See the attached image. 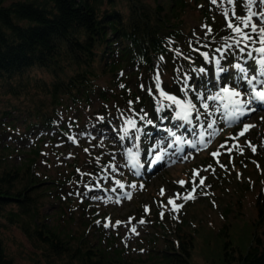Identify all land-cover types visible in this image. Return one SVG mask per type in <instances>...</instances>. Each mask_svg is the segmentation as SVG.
Wrapping results in <instances>:
<instances>
[{"label": "trees", "instance_id": "obj_1", "mask_svg": "<svg viewBox=\"0 0 264 264\" xmlns=\"http://www.w3.org/2000/svg\"><path fill=\"white\" fill-rule=\"evenodd\" d=\"M5 2L0 0V88L16 99L30 94L29 100L34 104L27 108L31 117L27 129L43 126L51 131L49 137L69 132V114L63 117L62 108L88 104L95 97L103 100L113 97L120 70L132 67L131 75L125 73L132 79L143 69L154 73L161 62L170 61L174 69L182 68L183 64L192 69L205 62L202 51L220 55L215 51L217 43L231 38V30L226 29L228 22L235 23L237 16L246 19L247 15L245 0L243 4L240 0H231V3L228 0L215 3L213 0ZM203 23L205 30L201 27ZM224 55L223 62L230 63L229 66L240 57L230 51ZM148 80L147 83L152 82L151 77ZM162 86L166 90L172 88L170 84L166 87L162 83ZM148 96L136 95V98L142 100L146 109L150 105L146 113L153 114L154 119L156 105ZM11 113V109H5L0 120L9 114L12 117ZM3 132L0 127V220L21 229L38 251L37 261L48 264H264V158L256 166L246 155L236 156L233 166L228 167L235 172V178L222 173L220 180H205L199 185L202 200H187L184 209L187 215L177 221L167 215L158 217L160 229L153 235L151 251L133 256L111 251L99 239H93L95 213L82 216L79 230L69 229L70 222L60 221L63 209L57 212V222L52 221L49 200L60 198L56 191L63 185V179L33 169L43 152V146L38 143L23 161L13 160L5 150L8 145L1 143ZM152 132L148 129L147 136ZM227 139L223 137L220 143ZM94 158L99 168L108 161L98 154ZM205 159L217 164L210 153ZM235 165L240 167V174ZM201 203L210 208L212 203L217 205L219 211L213 223L201 216L198 209ZM59 206L63 207L61 203ZM196 255H201L202 260L196 259ZM0 264H15L1 237Z\"/></svg>", "mask_w": 264, "mask_h": 264}, {"label": "rangeland", "instance_id": "obj_2", "mask_svg": "<svg viewBox=\"0 0 264 264\" xmlns=\"http://www.w3.org/2000/svg\"><path fill=\"white\" fill-rule=\"evenodd\" d=\"M12 1L14 0H6L5 3L10 4ZM245 2L246 19L249 18V12L264 11V2L253 4L251 8L248 7V0ZM251 19L255 21L256 17ZM260 26L264 25L258 24ZM201 27L202 30L206 29L204 23ZM229 45L232 47H228ZM215 51L220 55H209L202 51V56L207 53L208 59L204 58L203 65L192 66V69L185 64L180 69H174L171 62L166 61L161 62L154 73L143 69L132 79L125 76L132 67L120 70L119 80L115 84L117 92L112 93L113 97L108 100L95 97L91 103L61 109L63 117L69 114V132H61L55 137H49L51 131L43 126L27 129L31 118L27 108L34 104L29 100L30 94L16 99L4 94L0 88V117H3L5 109L12 111V117L9 114L0 120L3 123L0 127L5 131L1 143L8 145L5 150L12 155L13 160L21 162L26 153L38 143L43 146V152L33 169L36 172L52 173L63 179V185L56 191L60 198L49 200L48 211L52 214V221L57 222V212L63 209L64 216L60 217V221L70 222V226H67L69 229H78L82 216L95 213L97 219L94 240L99 239L109 250H119L123 252L121 254L145 255L151 251L153 235L160 229L157 218L161 217V212L164 213L163 218L167 215L172 221H177L187 215L184 210L187 200H202L199 193L201 179L204 182L210 179L220 180L222 173L235 178V172L232 173L228 167L233 166L236 156L246 155L258 166L259 159L264 158V106H257L253 102L250 107L255 110L230 125L226 121L222 104L206 99L225 86L238 88L242 93H245V88L249 90L245 81L236 83L239 74L233 66L241 63L245 67H254V62L244 64L246 56H240L233 38H224L218 42ZM227 51L236 52L240 56L231 66L230 63L223 62ZM217 59L221 62L219 67L227 71H219L215 63ZM200 68L204 71L200 72ZM149 77L151 83H147ZM157 78L159 87H156ZM185 78L189 86L203 94L204 102L209 104L207 112L202 108L200 100L196 99L195 92L189 91L188 96H184ZM257 79L264 80V77L257 76ZM100 83L106 86L104 82ZM162 83L166 87L168 84L172 85L169 88L171 90L164 89ZM261 87L258 84L257 88ZM162 92L175 96L178 100H192L200 112L199 120L192 110L191 123L176 119L179 108L162 96ZM136 95L144 98H149L150 95L156 109L159 107L162 111L156 110L157 117L154 119L153 114L148 116L146 111L151 108L150 105L147 106L148 109L143 107L142 100L138 101ZM152 99H149V103H152ZM60 119L62 120L61 113ZM61 120L57 122L56 128ZM213 121V128L209 129L207 124ZM180 124L183 127H178ZM244 124L250 128L245 135L240 136ZM150 128L153 132L151 136H147ZM173 132L176 133L175 137L170 135ZM39 136L42 138L38 139ZM223 137L229 139L220 143ZM251 146H255V153ZM208 153L217 164L207 162L205 156ZM95 154L108 159L107 163L99 168ZM156 155L161 156V161L157 164L150 163ZM234 169L240 174L239 166L235 165ZM262 184L264 185V180ZM189 193L194 198L185 200L184 197ZM169 199L176 205H182L179 211H173V206L168 204ZM136 202L142 208H138ZM59 203L63 205L62 208ZM212 204L213 208L203 203L198 206L201 216L211 219L209 223L217 219L219 211L216 209L217 205ZM105 223L109 225L108 228L103 227ZM0 237L15 264H48L42 260L37 261L38 251L16 225L0 220ZM195 258L202 260L201 255H196Z\"/></svg>", "mask_w": 264, "mask_h": 264}, {"label": "snow or ice", "instance_id": "obj_3", "mask_svg": "<svg viewBox=\"0 0 264 264\" xmlns=\"http://www.w3.org/2000/svg\"><path fill=\"white\" fill-rule=\"evenodd\" d=\"M215 2L216 0H213V3ZM228 2L231 3V0H228ZM260 2H264V0H248V7L251 8L253 4L258 5ZM240 3L243 4L244 0H240ZM224 15H228L227 10L224 11ZM251 17H256V20L253 21ZM258 24L264 25V11L249 12L248 19H242L241 17L237 16L235 17V23L230 20L226 25V29L231 30V38H233L234 46L238 49L240 56H246L244 64L246 65L248 61L254 62V67H245L241 63H236L233 66L239 74L236 78V83L239 84L241 80L245 81L249 86V91L247 93H242L238 88L225 86L220 88V90L214 95H208L206 97L207 100L219 102L220 104H222L226 121L230 125L239 122L242 117L249 114L251 111H254L255 109L250 107L253 102L264 103V80L257 79V76L264 77V26L258 27ZM245 29H247V31H245ZM228 47H232V45H229ZM217 51L219 52L220 49H217ZM203 55L205 59H208L207 53H204ZM215 63L218 66L219 71H227V69L219 67L221 63L219 59H217ZM199 71L203 72L204 69L200 68ZM257 84L262 85V87L258 89L256 87ZM121 87H123V85H121ZM156 87H159L158 78ZM183 91L185 97L188 96L189 91L195 92L196 99L200 100L202 108L205 110V112H207V110L209 109V104L204 102L205 98L202 93L196 91L195 88L188 85L187 78H185L184 81ZM161 95L165 96L167 100L172 101L179 108V111H176V119L181 120L185 123H191L190 110H192L196 112L195 118L199 120L200 112L196 108V105L192 100H178L175 96L167 95L163 92L161 93ZM156 110L159 112L162 111V108L158 107ZM217 111H219V108H217ZM100 119L103 120V117H101ZM129 123H131V121H129ZM148 123L151 124V121H148ZM214 123L215 122L213 121L212 123L207 124V127L209 129H212ZM178 127H183V124L178 125ZM249 128V125L244 124L243 129L239 135H245V132ZM170 135L175 137L176 133L173 132L170 133ZM176 139H179V137H176ZM251 150L255 153V146H251ZM213 155H216V153H213ZM160 161L161 156L156 155L155 159L150 161V163L157 164ZM117 183L119 184V181H117ZM199 183L203 185L204 180L201 179ZM120 187H123V185H120ZM132 187H135V185H133ZM194 190L195 189H193V191ZM190 197L194 198L191 196V193H189L184 197V199L187 200ZM168 204L173 206V211H179L180 207H182V205H176L172 199L168 200ZM160 215L161 218H163L164 213L161 212ZM141 223H143V221H141ZM97 224H100V222L97 221ZM103 227L108 228L109 225L105 223ZM133 231H135V229H133Z\"/></svg>", "mask_w": 264, "mask_h": 264}, {"label": "bare ground", "instance_id": "obj_4", "mask_svg": "<svg viewBox=\"0 0 264 264\" xmlns=\"http://www.w3.org/2000/svg\"><path fill=\"white\" fill-rule=\"evenodd\" d=\"M258 86V84L256 85V87ZM244 89V88H243ZM249 90H248V88H245V93H247ZM258 104H262V103H258Z\"/></svg>", "mask_w": 264, "mask_h": 264}]
</instances>
